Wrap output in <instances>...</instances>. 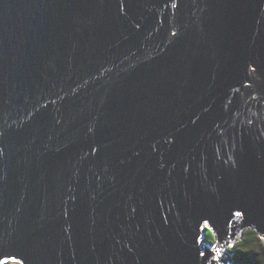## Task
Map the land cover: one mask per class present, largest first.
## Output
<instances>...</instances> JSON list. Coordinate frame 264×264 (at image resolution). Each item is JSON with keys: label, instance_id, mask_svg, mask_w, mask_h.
Wrapping results in <instances>:
<instances>
[{"label": "water", "instance_id": "obj_1", "mask_svg": "<svg viewBox=\"0 0 264 264\" xmlns=\"http://www.w3.org/2000/svg\"><path fill=\"white\" fill-rule=\"evenodd\" d=\"M246 230L264 0H0V264H230Z\"/></svg>", "mask_w": 264, "mask_h": 264}, {"label": "trees", "instance_id": "obj_2", "mask_svg": "<svg viewBox=\"0 0 264 264\" xmlns=\"http://www.w3.org/2000/svg\"><path fill=\"white\" fill-rule=\"evenodd\" d=\"M206 241L213 242L210 231L206 233ZM226 251L230 256V264H264V248L251 230L244 231L242 237L227 247Z\"/></svg>", "mask_w": 264, "mask_h": 264}, {"label": "rangeland", "instance_id": "obj_3", "mask_svg": "<svg viewBox=\"0 0 264 264\" xmlns=\"http://www.w3.org/2000/svg\"><path fill=\"white\" fill-rule=\"evenodd\" d=\"M258 238V237H257ZM238 241V240H237ZM259 242L262 243V246L264 248V243L259 239ZM235 243V242H234ZM227 245L224 247V254H221V258H228L226 255H229L228 253H226L227 251V247H229L228 243H226ZM218 247H220V245H218ZM10 264H15V263H10Z\"/></svg>", "mask_w": 264, "mask_h": 264}]
</instances>
